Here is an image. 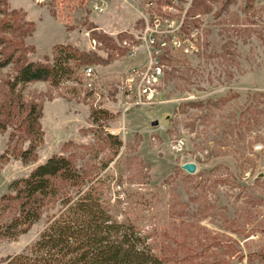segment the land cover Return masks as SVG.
Returning <instances> with one entry per match:
<instances>
[{
	"label": "rangeland",
	"instance_id": "rangeland-1",
	"mask_svg": "<svg viewBox=\"0 0 264 264\" xmlns=\"http://www.w3.org/2000/svg\"><path fill=\"white\" fill-rule=\"evenodd\" d=\"M151 1L0 0V22H13L0 35L21 42L0 48V61L13 55L0 67V226L16 213L2 200L12 184L60 155L118 221L151 235L167 264H264V0ZM55 45L90 61L57 86L11 87L23 61L50 63ZM140 84L150 92L138 102ZM32 106L38 138L24 122ZM93 109L110 118L94 123ZM59 209L48 202L25 234L0 239V264L27 251Z\"/></svg>",
	"mask_w": 264,
	"mask_h": 264
},
{
	"label": "trees",
	"instance_id": "trees-1",
	"mask_svg": "<svg viewBox=\"0 0 264 264\" xmlns=\"http://www.w3.org/2000/svg\"><path fill=\"white\" fill-rule=\"evenodd\" d=\"M23 25L27 27L23 29L26 34L31 31L30 23L25 21L16 27ZM12 29L11 20L0 22V32L10 33ZM6 43H14L16 48L21 45L19 40L7 42L0 35V48ZM12 59L10 54L0 61V67ZM89 61L90 56L76 48L55 45L50 63L23 61L15 71L11 87L35 81L57 86L71 80L76 69ZM90 117L98 123L108 120L110 115L102 109H93ZM38 119L39 110L30 107L24 122L27 133L37 138ZM108 138L120 146L114 137ZM33 152V145L22 151V161L29 160ZM11 188L12 193L3 195L2 200L14 203L16 213L0 226V239L14 240L25 234L40 219L48 202L58 200L60 209L29 249L9 258L7 264H167L168 258L157 253L150 242L151 235L133 223L118 221L103 203L98 189L86 181L67 157H49Z\"/></svg>",
	"mask_w": 264,
	"mask_h": 264
},
{
	"label": "built area",
	"instance_id": "built-area-1",
	"mask_svg": "<svg viewBox=\"0 0 264 264\" xmlns=\"http://www.w3.org/2000/svg\"><path fill=\"white\" fill-rule=\"evenodd\" d=\"M36 1L39 2V3H42L45 0H36ZM146 5L147 6L152 5V1L151 0H146ZM91 7L95 11H101L102 8H103V4L102 3H98V2H94V3H92ZM151 40L153 41V39H151ZM91 42H92L93 45H95V43H96L94 39H91ZM83 73L88 75V76H90L91 74H93V69L90 66H86L83 69ZM149 92H150V87L149 86H147L145 84H140L139 91L137 93L138 94L137 95L138 102H140L141 98L146 96ZM182 145H183V142L181 140H175L174 144H173V149L175 151H179V150L182 149Z\"/></svg>",
	"mask_w": 264,
	"mask_h": 264
},
{
	"label": "water",
	"instance_id": "water-1",
	"mask_svg": "<svg viewBox=\"0 0 264 264\" xmlns=\"http://www.w3.org/2000/svg\"><path fill=\"white\" fill-rule=\"evenodd\" d=\"M152 124L155 125L156 122H153ZM181 168H182L184 171H186L187 173H190V174L194 173L195 170H196V166H195V164H194V163H191V162H188V163H184V164H182V165H181Z\"/></svg>",
	"mask_w": 264,
	"mask_h": 264
}]
</instances>
